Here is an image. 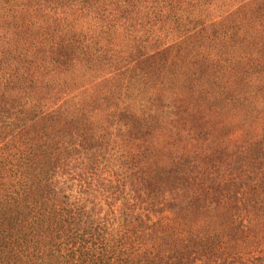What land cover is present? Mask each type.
<instances>
[{
	"label": "trees",
	"instance_id": "obj_1",
	"mask_svg": "<svg viewBox=\"0 0 264 264\" xmlns=\"http://www.w3.org/2000/svg\"><path fill=\"white\" fill-rule=\"evenodd\" d=\"M0 264H264V0H0Z\"/></svg>",
	"mask_w": 264,
	"mask_h": 264
}]
</instances>
